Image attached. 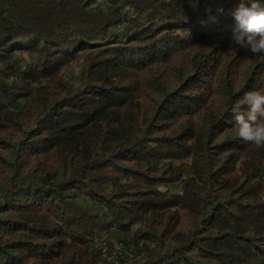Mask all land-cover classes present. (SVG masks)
Instances as JSON below:
<instances>
[{
	"label": "trees",
	"instance_id": "trees-1",
	"mask_svg": "<svg viewBox=\"0 0 264 264\" xmlns=\"http://www.w3.org/2000/svg\"><path fill=\"white\" fill-rule=\"evenodd\" d=\"M112 243L264 264V0H0V264Z\"/></svg>",
	"mask_w": 264,
	"mask_h": 264
},
{
	"label": "rangeland",
	"instance_id": "rangeland-1",
	"mask_svg": "<svg viewBox=\"0 0 264 264\" xmlns=\"http://www.w3.org/2000/svg\"><path fill=\"white\" fill-rule=\"evenodd\" d=\"M27 59L26 57H24ZM76 69L70 70L67 75V79L71 80L74 76ZM102 251L104 254L100 255L103 257L104 264H125L126 263V252L122 251V247H120L116 243H112L111 247L102 246Z\"/></svg>",
	"mask_w": 264,
	"mask_h": 264
},
{
	"label": "built area",
	"instance_id": "built-area-1",
	"mask_svg": "<svg viewBox=\"0 0 264 264\" xmlns=\"http://www.w3.org/2000/svg\"><path fill=\"white\" fill-rule=\"evenodd\" d=\"M97 2H100V0H97ZM125 25L123 24L122 26H120V27H124Z\"/></svg>",
	"mask_w": 264,
	"mask_h": 264
},
{
	"label": "bare ground",
	"instance_id": "bare-ground-1",
	"mask_svg": "<svg viewBox=\"0 0 264 264\" xmlns=\"http://www.w3.org/2000/svg\"><path fill=\"white\" fill-rule=\"evenodd\" d=\"M97 2V0H95ZM127 251V250H126ZM128 255V254H127Z\"/></svg>",
	"mask_w": 264,
	"mask_h": 264
}]
</instances>
